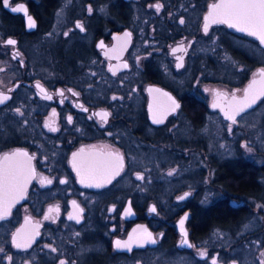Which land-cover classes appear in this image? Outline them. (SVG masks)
Instances as JSON below:
<instances>
[{
	"label": "flooded vegetation",
	"instance_id": "af4514ba",
	"mask_svg": "<svg viewBox=\"0 0 264 264\" xmlns=\"http://www.w3.org/2000/svg\"><path fill=\"white\" fill-rule=\"evenodd\" d=\"M19 3H25L28 15L34 17V29H28L24 12L11 10V7H16ZM123 6L124 4L118 5ZM47 7L43 0H9V6H5L4 0H0V95L9 97L0 103V159L5 154L11 156L17 150L27 153V156H16L10 161L18 171L20 184L5 197L7 205L12 200L16 201L10 207V213L0 220L1 227L17 216L9 235L11 250L15 254L32 257L37 255L40 264H61V261L66 264H129L131 260L135 264H145L146 258L161 252L165 253L164 257L168 260L189 257L197 264H213L209 256L210 250H214L217 251L214 255L223 260L219 264H242L234 257L226 261L225 248L215 244L210 248L208 243L205 244V240L219 227L216 225L235 222L242 216L240 202H243V197L256 195L263 189L262 184H259L262 181L257 177L259 166L252 162L239 159L226 162L220 159L217 163H203L202 170L213 171L208 183L200 181L194 183L193 187L172 195L175 211L171 214L162 211L154 199L150 200L147 210L141 209L130 196L123 205L110 204L109 209L98 208L92 211L88 209L84 197L92 202L98 201L99 194L110 190L123 177L130 167V149L142 154L140 147L145 141L143 131L147 125L156 130L155 137L158 138L160 129L189 106L199 108L194 120L204 112H214L223 121L234 123L226 118L224 112L228 108L230 97L243 95L247 84L260 75L259 70L263 66L256 70L255 75H252V69H249L247 80L242 85L226 84L234 92L219 91L217 93L220 95L215 93L213 100L209 101L200 96V85L211 82L208 78L193 80L189 84L192 90H185L183 95H179L176 89L166 84V75L156 66L154 58L153 62L145 63L142 69L146 80L141 85L142 99H139L138 112L134 116L129 115L130 104L126 103L123 93H114L112 86L105 88L98 82L109 79L118 81L119 78L124 81V76L132 73L133 66L128 52L134 42L133 31L130 47L126 51H122V48L113 51V35L129 28L112 26L109 21L110 26H106L109 30L103 34L100 32V24L94 21L96 17L92 13L88 14L89 22L92 26L95 25L96 31L93 36L94 51L91 52L102 59L103 71L57 66L54 62L52 65V62L47 60L52 48L58 51L57 56L61 62L68 57V53L77 58L84 57L86 49L79 41L69 44L67 50L63 49V46L50 45V42L45 48L44 40L40 46L37 45V54L40 56L43 53L45 61L42 60V64L52 66L41 72L35 71L30 66L35 57L34 49L29 43L35 42L34 38L39 32H48L44 25ZM78 24L82 25L83 30ZM214 27L240 33L226 23H215L209 30ZM78 29L84 33L87 31L80 19L75 21L74 26H70L65 32V37L72 36ZM240 35L251 38L264 50L255 37L243 33ZM9 39L15 40L16 43L7 44ZM171 49L172 47L170 54L177 62V54L172 53ZM188 57L189 53L183 67L185 70ZM68 60L73 58L68 57ZM183 68L179 69L175 64L172 71L181 73ZM81 71L83 74L89 73V76L83 79ZM150 85L169 90L179 104V108L172 111L163 123H155L150 118ZM243 85V93L238 94L237 89ZM201 94L205 95L202 91ZM48 96L51 99L46 98ZM263 99L264 97L260 101ZM214 103H219L220 107H212ZM258 104L240 114L236 121L254 110ZM99 113L109 115L104 119L97 115ZM186 113L190 115L189 111ZM53 128L56 130L53 131ZM110 152L123 157V167L118 175H113L116 162L108 155ZM74 153L77 154L75 160ZM240 170L248 171L249 175L254 177V189L249 193H242L244 190L236 181ZM138 175L143 179H139ZM135 176L139 181L145 180L143 172H137ZM82 177L85 178L84 183H81ZM106 178H111V182L106 183ZM97 184L102 186L97 187ZM185 193L188 195L185 196ZM262 194L264 195V191ZM128 202L132 204V212L124 211ZM153 207L155 211H152ZM226 207L230 212L227 215L229 217L224 214L223 219H228L219 221V214ZM182 219L183 232L180 225ZM21 226L24 237L30 238V246L26 248H17L13 242V234ZM184 232L187 233L186 236ZM147 233H151L156 243L142 242ZM129 237L133 238L130 249L116 247L117 240L128 241ZM184 239L187 244L181 243ZM202 252L205 255L202 256ZM256 259L257 264H262L264 255H257Z\"/></svg>",
	"mask_w": 264,
	"mask_h": 264
},
{
	"label": "rangeland",
	"instance_id": "374dc122",
	"mask_svg": "<svg viewBox=\"0 0 264 264\" xmlns=\"http://www.w3.org/2000/svg\"><path fill=\"white\" fill-rule=\"evenodd\" d=\"M215 1L128 0L124 7L127 11L123 16L126 19L123 23L118 22L119 19L114 18L111 11V6L116 0H58L54 11L44 17V25L48 32L46 34L39 32L34 38L35 42L29 43V46L34 49L35 57L34 63L30 66L35 71L41 72L51 67L54 62L57 66L100 71L103 66L102 59L97 58L91 52L94 51L93 36L96 31L95 25L92 26L89 22L88 14L92 13L96 17L94 21L100 22V32L103 34L109 30L106 27L110 26L109 21L117 26L128 27L134 33V42L128 52L133 66L132 73L125 75L124 81L123 78H119L118 81L109 79L98 83L105 88L112 86L114 93L122 92L126 103L130 104L129 115L134 116L138 112L139 99H142L141 85L146 80L142 69L145 63L153 62L154 58L156 66L161 68L166 75L164 78L166 84L176 89L179 95H183L185 90H192L189 84L193 80L200 81L209 78L212 72L206 65L208 62L199 64L198 60L202 56L204 58L205 53L210 52L215 63L223 66L219 67L220 71H224L225 68L226 71L229 70L226 67L227 64L235 63L236 60L230 53L229 56L224 50L220 55L217 53V49H220L219 44L222 42L218 34L219 27H214L208 32L204 31L203 16L208 9V4ZM156 5H160L159 9L155 7ZM78 19L83 22L87 31L84 33L78 29L77 32L72 33V36L65 37V32L70 29V26H74ZM181 20L183 23L180 22ZM179 34H183V38H180ZM42 40H44L45 48L50 42V45L63 46L65 50L68 49L69 44L79 41L86 49L84 57L77 58L68 53V57L73 60L65 57L64 62H61L57 56L58 51L52 48V52L47 55V60L51 61L52 65L42 64L41 61H45L43 53L40 56L37 54ZM191 40L193 42L190 51L188 49L187 69L183 68L181 73L176 74L172 71L176 58L174 59V56L170 54V48L176 43L187 45ZM249 44L250 46L243 41H237L234 46L245 52L252 51L255 65L251 73L255 75L260 66L264 68V50L256 42L250 41ZM251 45H254L256 52L253 51ZM179 53L182 51L176 52V54ZM238 63L241 62L238 61ZM237 66L244 67L241 64ZM244 68L247 69V66ZM83 71L80 74L84 79L89 76V73L83 74ZM243 89L244 85L237 89V93L242 94ZM222 90L234 92L226 84L208 82L200 85V96L212 101L213 95ZM201 91L205 95H202ZM184 109L180 111L177 118L160 129V139L155 137L156 130L147 125L143 131L145 141L140 147L142 154L130 149V167L123 177L110 190L99 194L98 201L92 202L86 197L84 201L89 210L94 211L98 208L106 210L109 209L110 204L123 205L126 198L130 196L137 206L147 210L150 200L154 199L153 201L162 211L171 214L175 211L172 195L193 187L194 183L200 181L208 183L213 171L202 170L203 163H217L220 159L226 162L232 159L252 162L259 166L257 177L262 181L259 184H262L263 189L257 193L258 195L243 197V202H240L242 216L235 222L229 221L226 224L216 225L219 227L208 236L209 239L205 240V244L208 243L210 248L214 244L225 248L226 261L234 257L242 264H255V262L257 264V255L262 256L264 253V195L262 194L264 191V99L254 110L232 124L223 121L214 112H204L202 116L194 120L199 108L189 106ZM187 111L190 115H187ZM137 172L144 173V181L136 178ZM107 198H109L108 201H106ZM16 217L0 227V264H40L37 255L32 257L15 254L11 250L9 235L17 221ZM216 252L210 250V261L215 264L222 263L223 260L214 255ZM164 256L165 253L161 252L146 258L145 264H197L189 257L168 260ZM129 264H135V262L131 260Z\"/></svg>",
	"mask_w": 264,
	"mask_h": 264
},
{
	"label": "snow or ice",
	"instance_id": "6c2138e0",
	"mask_svg": "<svg viewBox=\"0 0 264 264\" xmlns=\"http://www.w3.org/2000/svg\"><path fill=\"white\" fill-rule=\"evenodd\" d=\"M5 6H9V0H4ZM157 9H159L160 5H156ZM13 12H27V9L23 5H17L16 7H13L11 9ZM91 11V9H89ZM206 23H205V31L208 29V21L212 23H228L230 27H238L239 25H243L242 27H239L240 31L249 32L250 35L258 36L261 43H264V0H222L220 4H214L211 6V10L209 12V15L205 17ZM183 23V21H180ZM28 26L34 27L35 22L33 21L32 17H28ZM78 27H81L82 25L78 24ZM129 35V34H126ZM9 45H14L16 43L15 40L9 39L6 42ZM103 46V45H101ZM179 49H173V51H177ZM182 66V65H178ZM127 67V65H125ZM260 73L262 76H264V68L260 69ZM256 83V81H253V85ZM39 87V85H38ZM150 91H159V90H153L150 89ZM167 95V94H165ZM219 96L220 94L217 93ZM258 95H264V89H262L259 93L252 94V85L249 86V89L246 90L245 98L243 101L240 102V106L235 109L234 113L229 115L228 113H225L228 119L232 120L234 123L236 121V116L239 115L241 112H243L246 108H250L252 104L256 102ZM48 99H51L50 96L46 97ZM9 99V97L0 95V103H3L5 100ZM115 99V98H114ZM235 96L233 97V101H235ZM212 107H220L219 103H214ZM176 108H179V104H177L174 100L172 101V111H175ZM97 115L102 116V118L106 119L109 115L108 113H99ZM71 120V117L68 118ZM153 121L155 123H162V119H157L155 114L153 115ZM53 131L56 129L53 128ZM110 157H113L116 162V169L113 173V175H118L120 169L123 167V157L118 153H108ZM16 156H27V153L20 152L17 150V152L13 153L11 156L8 154H5V156L0 159V219H4L6 215L9 214V207L6 203L5 197L14 189L19 187L20 184V176L18 174L17 169L10 163V161L13 160ZM77 156L76 153L73 154L74 160ZM30 160L31 157H28ZM75 166V164H74ZM174 171V170H173ZM171 175V173H169ZM139 179H143L142 176L138 175ZM48 183H51V181H47ZM85 182V178L82 177L81 183ZM106 183L111 182V178L105 179ZM91 186V185H89ZM97 187L102 186V184H97ZM188 193H185V196H187ZM180 199H184V197H180ZM75 203V202H73ZM82 211V210H81ZM152 211H155V208L153 207ZM71 218V217H70ZM78 219V217H76ZM186 218V217H185ZM183 224L184 220L182 219L180 221L181 225V231L183 232ZM184 235L186 236L187 233L184 232ZM133 241L132 237H129L128 241H116V247L117 248H131V243ZM13 242L17 248H26L30 246V238H26L22 236L18 230L17 234L13 236ZM143 243H156V241L152 238L151 233L146 234V238L142 241ZM182 244H187V240L184 239L181 241ZM55 250V249H53ZM201 255H205V253H201ZM264 255V253H262ZM9 259H11L9 257ZM61 264H66L65 261H61ZM215 264V262H213ZM264 264V262H262Z\"/></svg>",
	"mask_w": 264,
	"mask_h": 264
},
{
	"label": "trees",
	"instance_id": "16d2710c",
	"mask_svg": "<svg viewBox=\"0 0 264 264\" xmlns=\"http://www.w3.org/2000/svg\"><path fill=\"white\" fill-rule=\"evenodd\" d=\"M43 1L45 5L46 4L48 5L47 15L49 16L54 11L56 6L58 5V0H43ZM120 4H124V6L118 7V5ZM112 5H114V7H111V10L113 12L112 13L113 17L116 19H119L118 22L121 21L124 23L125 22L124 20L126 19H124L123 16L126 14V11H127V9L124 8L126 6V1L116 0V2H114V4ZM97 23L100 24V22H97ZM112 26H116V25L112 24ZM218 34L221 36L222 42L219 44L220 49H217V53L220 55V53L223 50L226 51L225 54L228 53V56L230 53L233 56V58H235L236 60L235 63L231 62L230 65L227 64L226 66V62H225V66L229 70L226 71V68H225L224 71H220L219 67H223V66H219V64H216L214 58L209 52V53H205L204 58L203 56L201 58H198L199 64H202L201 62L203 63L208 62L206 65L212 72L209 78L207 79L208 81L224 82L225 84H228L231 86L242 85L247 80L249 69H252L254 67L255 60H254V57H253L254 55L251 50H249V52H245V51L235 48L234 45L237 41H243L245 42V44H248L250 46L249 42L250 41L254 42V41L251 40V38L247 36L240 35V33L239 34L235 33L234 31L227 29V28L220 30ZM179 35H180V38H183V34H179ZM177 37L179 38V36ZM253 46H252L253 51L256 52L255 47ZM237 60L240 61L241 63H238ZM237 64L244 65V67L247 66V69H245L244 67L237 66ZM221 79H225V80H221ZM236 181L240 183V188L244 190L242 193H249L250 191L254 189L255 180H254V177H251L249 175L248 171H243V170L238 171ZM229 213H230L229 209L226 207V209L221 214H219L221 217V218L219 217L220 218L219 221H226L228 218L223 219L222 215L225 214L226 217H229L227 216L229 215Z\"/></svg>",
	"mask_w": 264,
	"mask_h": 264
},
{
	"label": "water",
	"instance_id": "95a60500",
	"mask_svg": "<svg viewBox=\"0 0 264 264\" xmlns=\"http://www.w3.org/2000/svg\"><path fill=\"white\" fill-rule=\"evenodd\" d=\"M221 2H222V0H216L215 2H212V3L209 4L208 10L206 11V13L203 16V18H204V31H205V23H206L205 17H207L209 15V12L211 10V6L214 5V4H220ZM18 5H23L26 8L25 3H19ZM12 8L13 7H11V9ZM25 14H26L27 23H28V17L29 16H31L33 21L35 22V26L34 27H29L28 26V29H34L36 27V21H35L34 17L32 15H28V12H26ZM207 23H208V29H207V31H208L209 28L211 27V25H213L215 23H212L210 21H208ZM226 24L229 26L228 23H226ZM242 26L243 25H239L238 27H230V26L229 27L234 29L237 32L250 35L249 32H245V31H240L239 30V27H242ZM207 31H205V32H207ZM126 34H129V35H126ZM251 36H253V35H251ZM253 37H255L257 40H259L261 46L264 47V43H261V41L258 38V36H253ZM113 38H114V45L111 47V49L113 51H116V50H120L122 48V51H126L130 47L131 42H132V32H131V30L126 29L122 33L114 34ZM191 44H192V40L187 45L185 43H178V44H176V45H174L172 47V49H171L172 53L174 52L173 49H179V50H177L175 52L182 51V53H179L176 56L177 57V62H176V67L177 68L180 69V68H183L185 66V58H186V56L188 54V49L190 48ZM178 65H182V66H178ZM259 72H260V70H259ZM254 80L256 81V83L253 85V81ZM250 85H252V94L259 93L262 89H264V76H262L261 73H260L259 76L254 77L253 79H251V81L245 87V91H244L243 95H232V97H230V100H229V102L227 104L228 108L224 111L225 113H228L229 115L234 113L235 109L240 106V102L244 100L245 94H246V90L249 89ZM150 89L159 90V91H150ZM148 91H149V94H150V100H149V104H148L150 118L153 119V115L155 114L157 119H162V121L164 122L165 119L167 118V116L172 112V101L174 100L178 104L177 99L175 98V96L169 90L164 89V88L159 87V86H156V85H150V87H148ZM165 94H167V95H165ZM234 96L236 98L235 101H233V97ZM262 97H264V95H258L257 99H256V102L254 104H252V106L250 108H246L243 112L255 107L259 103V101H260V99ZM243 112H241L240 114H242ZM239 115H237L236 118ZM226 118H227V116H226ZM26 187L27 186H25V188ZM15 201L16 200H12L8 204L9 205L8 206L9 207V213H10V209H11L10 207L15 203ZM124 211L125 212H132L133 211L132 204L130 202L127 203V205L124 208ZM22 226L19 229L16 230V232L13 234V236L17 234L18 230H19L20 234H22ZM24 235L25 234H22V236H24Z\"/></svg>",
	"mask_w": 264,
	"mask_h": 264
}]
</instances>
